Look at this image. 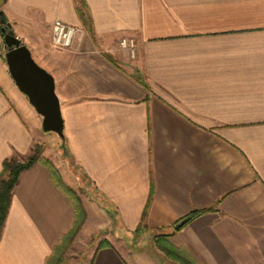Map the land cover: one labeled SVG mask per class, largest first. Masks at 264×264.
Listing matches in <instances>:
<instances>
[{
    "label": "crops",
    "instance_id": "1",
    "mask_svg": "<svg viewBox=\"0 0 264 264\" xmlns=\"http://www.w3.org/2000/svg\"><path fill=\"white\" fill-rule=\"evenodd\" d=\"M0 12L54 76L68 148L129 239L148 207L143 238L163 228L198 264H264V0H0ZM55 19L82 28L70 50L52 31L37 43ZM41 133L0 56V171ZM197 209L211 210L175 228ZM74 223L37 162L14 190L0 264H46ZM122 231L92 264H138Z\"/></svg>",
    "mask_w": 264,
    "mask_h": 264
},
{
    "label": "rangeland",
    "instance_id": "2",
    "mask_svg": "<svg viewBox=\"0 0 264 264\" xmlns=\"http://www.w3.org/2000/svg\"><path fill=\"white\" fill-rule=\"evenodd\" d=\"M6 20V16L3 17V14H1L0 26L3 22H6ZM30 36H32V34H30ZM50 39L51 26L49 29V27L44 25L41 31V40L37 41V43L42 42L47 44ZM21 41L23 43L26 42L25 39ZM28 43H32L31 39H29ZM6 51L7 46L5 45L0 32V56L5 64ZM36 145L41 148V159H51L54 165L56 163L55 167L57 168L59 175L65 184L69 185L76 191L87 215L82 228L62 255L63 260L60 264H91L94 252L100 242L103 239H107V236L112 237V233L119 234V232L122 231V228L114 215V209L109 202L95 190L80 166L65 152V149L62 146V140L55 132H44L42 129L41 140L36 142L33 147ZM63 175L66 177V180H64ZM166 231V229L159 228L158 231H155L154 239H157L156 236H158V240L161 241V234H164ZM124 233L125 232L122 231L124 239L121 241L115 240V242L120 245L127 240L132 247L127 254L136 263L177 264V262L170 260L167 257L159 246L155 244V240L152 239L151 236L143 238L141 233L135 235V238L131 240L129 239L130 235H125Z\"/></svg>",
    "mask_w": 264,
    "mask_h": 264
},
{
    "label": "trees",
    "instance_id": "3",
    "mask_svg": "<svg viewBox=\"0 0 264 264\" xmlns=\"http://www.w3.org/2000/svg\"><path fill=\"white\" fill-rule=\"evenodd\" d=\"M78 12L80 16L84 19L85 18L84 4L81 2L78 5ZM1 34L4 39V34L2 32ZM61 140L65 152L72 157L73 161H75V159L72 156V153L68 148L67 138L65 137L64 139ZM40 155H41V148L36 145L31 149V152L28 155L24 156V155L15 154L11 157L4 159L3 161L2 169L0 171V242L3 236L6 220L11 207L14 190L19 182L20 176L25 170L30 169L37 162L40 161L50 168L51 173L53 174V177H55V180L58 182L59 186L72 200L75 210V223L73 228L71 229V231H69L67 234L63 236L59 245L55 247L53 253L48 257L46 261V264H60V262L63 260L62 255L64 254L67 247L70 246L72 241L75 239L79 230L82 228V225L84 224L87 215L85 209L81 205L79 196L77 195L76 191L69 185L65 184L53 162L50 161L49 159H41ZM147 210L148 207L145 208L141 223L139 227L133 232L134 235H139L143 233V231L147 228V224L145 222ZM209 210L211 209L194 210L189 215L185 216L179 221H183L182 224L183 226ZM168 236L169 234H161V238H162L161 241L158 240V236H156L157 239L154 240H155V244L159 246V248L167 255V257L170 260L177 262V264H198L193 259V257L188 253V251H186L183 248H177L172 244H170L167 239ZM104 246H111L109 240L103 239L98 245L97 250ZM94 257L95 256H93L91 260V264L94 260Z\"/></svg>",
    "mask_w": 264,
    "mask_h": 264
},
{
    "label": "water",
    "instance_id": "4",
    "mask_svg": "<svg viewBox=\"0 0 264 264\" xmlns=\"http://www.w3.org/2000/svg\"><path fill=\"white\" fill-rule=\"evenodd\" d=\"M6 27L0 28V31L4 33V43L7 46L5 62L9 74L18 89L27 96L31 105L41 115L43 131L55 132L64 139L61 101L56 91L54 76L37 63L30 48L19 39L10 22ZM182 224L183 221H179L175 228H180Z\"/></svg>",
    "mask_w": 264,
    "mask_h": 264
},
{
    "label": "built area",
    "instance_id": "5",
    "mask_svg": "<svg viewBox=\"0 0 264 264\" xmlns=\"http://www.w3.org/2000/svg\"><path fill=\"white\" fill-rule=\"evenodd\" d=\"M52 45L59 50H70L73 47L75 37L82 32V28L61 19H55L51 25ZM122 51L126 52L130 57H137L138 43L132 37H123L119 41Z\"/></svg>",
    "mask_w": 264,
    "mask_h": 264
},
{
    "label": "flooded vegetation",
    "instance_id": "6",
    "mask_svg": "<svg viewBox=\"0 0 264 264\" xmlns=\"http://www.w3.org/2000/svg\"><path fill=\"white\" fill-rule=\"evenodd\" d=\"M7 26V21L6 22H3V24L0 26V28H2V27H6ZM6 29L8 30L9 28L8 27H6ZM4 34V33H3Z\"/></svg>",
    "mask_w": 264,
    "mask_h": 264
}]
</instances>
